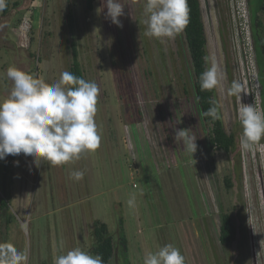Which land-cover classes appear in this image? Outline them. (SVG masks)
Listing matches in <instances>:
<instances>
[{"label":"rangeland","instance_id":"rangeland-1","mask_svg":"<svg viewBox=\"0 0 264 264\" xmlns=\"http://www.w3.org/2000/svg\"><path fill=\"white\" fill-rule=\"evenodd\" d=\"M200 1L208 68L214 62L223 74L215 99L227 132L236 134L230 153L210 147L184 29L163 43L146 36V0H121L123 27L106 18L107 0H96L92 11L85 0H11L7 13L0 7V100L12 85L10 66L56 83L71 61L69 39L77 44L86 80L100 89L95 119L102 139L95 152L58 166H37L24 154L0 160V241L26 251L28 264H54L76 247L96 255L98 220L107 223L115 245L104 264H143L147 252L169 243L186 264H264V138L243 149L238 118L240 102L264 109L259 30L252 27L254 19L264 20L262 0ZM27 20L35 28L31 51L19 44ZM234 80L247 91L241 101L229 93ZM176 129L197 137L194 154L176 142ZM75 170L83 179L70 177ZM226 212L238 228L230 245L220 241Z\"/></svg>","mask_w":264,"mask_h":264},{"label":"clouds","instance_id":"clouds-1","mask_svg":"<svg viewBox=\"0 0 264 264\" xmlns=\"http://www.w3.org/2000/svg\"><path fill=\"white\" fill-rule=\"evenodd\" d=\"M3 6L4 0H0V7ZM106 8V18L123 27L120 17L125 14V5L121 0H107ZM144 15V34L163 43L164 38H174L188 24V0H146ZM6 75L12 85L8 95L0 100V160L24 154L33 157L37 166L45 161L58 166L79 160L82 154L100 147L102 136L95 119L100 89L96 82L65 71L56 83L49 84L14 66L7 69ZM222 81L223 74L214 62L200 77L203 90L216 88ZM246 92L245 86L235 80L229 88V93L240 101L241 93ZM211 103L213 106L203 115L219 119L222 105L216 100ZM238 118L243 129L240 145L251 149L264 138V109L257 103L240 102ZM175 140L182 142L185 151L192 154L197 151V137L190 135L188 129H176ZM70 177L79 181L84 172L72 171ZM128 205L135 206L134 196ZM28 260L26 251L11 241H0V264H28ZM54 264H104V261L102 256L76 247L55 257ZM143 264H186V257L169 243L147 252Z\"/></svg>","mask_w":264,"mask_h":264},{"label":"trees","instance_id":"trees-1","mask_svg":"<svg viewBox=\"0 0 264 264\" xmlns=\"http://www.w3.org/2000/svg\"><path fill=\"white\" fill-rule=\"evenodd\" d=\"M95 1L96 0H85L87 11H92L94 9ZM17 4L18 2L14 3V5ZM10 7L11 0H5L3 12L7 13ZM188 7L189 22L184 28V33L193 66L195 93L201 107L203 119L209 126V144L211 148L230 153L236 148V134L234 132H227L221 115L219 119H213L211 116L203 115L204 112H206L210 107L213 106L211 101L216 100V88H213L211 90H203L201 88V74L208 69V63L205 60V58L207 57V35L206 26L202 14L201 1L188 0ZM67 23L69 29L71 30V33L74 32L75 18L72 10H69L67 13ZM258 25L259 27L262 26L261 20L258 22ZM20 28L22 32L19 35V44L23 48L31 51L34 43L33 33L35 31L31 20L23 21L20 24ZM221 34L224 35L222 31ZM68 42L70 43L72 56L68 66V72L74 74L75 76L86 79L84 70L79 60L77 44L73 39H69ZM222 42L224 48H226V40L224 37L222 38ZM255 49L257 61L261 66V81H264V39L262 37L260 40H256ZM32 56H36V53H33ZM113 64L114 66H116V61H113ZM185 90H187V88H185ZM225 181L228 187H231V177H225ZM2 202L4 203L5 201L2 200ZM237 230L238 228L236 226L233 215L228 212L224 213L222 215L220 226L221 243L224 245H230L236 237ZM93 235L96 242L93 248V253L102 256L104 263H108L114 256L115 245L113 236L109 234L107 223L101 222L99 220L95 221ZM121 239L123 242L124 250L127 251L126 236L123 235ZM127 264H129V262Z\"/></svg>","mask_w":264,"mask_h":264},{"label":"flooded vegetation","instance_id":"flooded-vegetation-1","mask_svg":"<svg viewBox=\"0 0 264 264\" xmlns=\"http://www.w3.org/2000/svg\"><path fill=\"white\" fill-rule=\"evenodd\" d=\"M250 2H251V0H246V3L250 4ZM262 10L264 11V0H262L261 11ZM260 20L262 21V26L261 27H259V25H258V22ZM253 24H254V26H253ZM253 24H252V27H254V29L256 28V29L259 30V34L260 35L258 34V39L260 40L261 37L264 39V35H263V33H264V20L262 18H257L256 20L254 19Z\"/></svg>","mask_w":264,"mask_h":264}]
</instances>
